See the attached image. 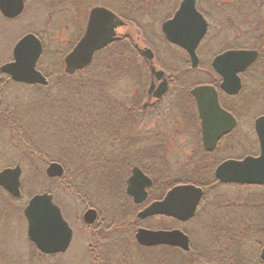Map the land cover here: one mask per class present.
<instances>
[{
  "label": "rangeland",
  "instance_id": "1",
  "mask_svg": "<svg viewBox=\"0 0 264 264\" xmlns=\"http://www.w3.org/2000/svg\"><path fill=\"white\" fill-rule=\"evenodd\" d=\"M217 1L218 0H201L202 10L205 11V14L207 13L206 15L211 25L206 40L200 48L204 60H211L215 51L222 50L224 46L240 41L237 39V32L232 30V27L229 26L226 30L220 23L223 18L226 20L227 18L226 15L221 12L223 7L216 5ZM49 2L50 0L48 2L47 0L46 2H42L41 0H26L24 10L20 16L14 20L2 18L0 14V67L13 60L12 51L18 39L24 34L32 32L43 39L46 47V49H44L45 51H43L45 54L39 59V62H37L39 63V70H42L44 74L48 75L60 69L62 65L59 61L63 58L67 50L72 47L75 41H77L76 39L81 33L85 31L89 11L93 6L99 3V0H83L78 8L75 6L74 8L71 7L69 10H64L61 7L50 9L47 5ZM137 20L144 24V26L149 25L150 31L148 36L145 37L144 34H140V31L133 28L132 35L134 39H136V45L140 43L139 45H141V47H152L150 43L156 42L159 46L158 48H160L158 49L160 59L163 57L165 62L169 64L176 61L174 58L176 55H179V51L165 44L164 35L160 26L163 21L153 23L152 19L148 17H145V19L139 17ZM129 31H131V28ZM117 32L118 34H123L126 30L119 27ZM209 49H212V51L207 54L206 52H208ZM108 55L109 53H107V56ZM124 60L127 63H132V65L135 64V67L137 66V62L132 56H126ZM111 61H113V64L120 62L118 60L116 62V58H113ZM156 62L158 67H160L158 60H156ZM114 70L115 77L108 80L111 81V88L115 90V92H113L115 95L121 96L119 100L122 101L124 95H126L125 91L131 88L135 83H133L134 80L131 79L132 75L121 78V76L117 74L119 72L118 70L121 71V69L114 68ZM137 75H139L138 72L136 73V76ZM194 76L195 79H193L195 83L198 81H205L208 78L206 72L196 73ZM7 78L8 77H6V84H4L6 87V96L4 97L2 106L6 109L18 112L20 106L27 104L28 98L32 96L35 91L32 90V88L24 87V84H18L12 80L8 82L9 78ZM142 78L143 76L138 77L137 82L140 81V79L142 81ZM245 81L244 84L246 86L244 93H242V98L245 99L243 100L250 110V120L249 123H242L239 131H242L241 129L245 131L248 129L250 148H252L251 146H254L257 141V137L254 135L255 130L252 121L254 117L264 113V86L260 85L258 82L254 83L255 78H251V75H245ZM138 84H140V82H138ZM133 87H135V85H133ZM254 93L258 94V97L254 98L256 100H253ZM95 121L101 123L100 121L102 120L95 119ZM98 127L97 133L88 132L94 133L91 137L96 141H99L100 137L106 136V134H103V132L106 131V129H104L105 126L99 124ZM24 128L29 129L30 133H33V141L36 143L34 146L37 151H43L49 157L47 158V162H51V160L57 161L66 167L67 176L69 177L67 184H72V178H74L73 174L78 166L82 165L84 168H86V165L88 167L89 165L90 167L96 166L97 155H99V151L101 150L100 141L89 148V156H86L87 153L84 152L78 144L76 145L72 141L73 136L68 143H66V140H63L64 142L55 145L56 143L54 140L52 139L51 141V138L42 136L39 132V127L35 128L32 122H25ZM93 128L96 129V127ZM109 134L110 133H108V136ZM11 138L10 130L0 128V167L4 165L7 166V164L13 165L19 160V156H24V161L22 159L24 171L21 178L23 196L20 201L13 202L7 199L5 195L6 198H3V203L0 205V264H94L91 258V248H93L98 241L96 236L99 235L98 237H101L102 235H100L98 231L96 232L97 229L88 230V227L85 226L86 224L82 218L85 211V203L82 202L81 198L74 199V197L70 195L71 189L60 185L59 181H57L59 178L54 180L45 176L44 165L47 163L44 158L40 165L42 171L40 175L39 170H35L33 167L31 158L29 161L27 160L28 158H26L28 157L26 156L28 146H26V144L21 146L17 138L13 140ZM84 141L86 143L85 139L83 142ZM148 145L151 151L152 146H150V144ZM67 147H69L71 151L69 153L70 155L66 157L60 155L63 151L67 150ZM106 149L108 151V149H112V147L110 146ZM237 151L241 152L242 149L235 150V152ZM173 153H175V155H172L173 160L177 161L182 159L180 158L181 152L176 150ZM79 155L83 156L79 157ZM221 155L220 151L214 157H219ZM102 167L106 169L103 170ZM99 169L107 172L108 175L100 177L98 174L92 173V177H88L85 180H81L79 177L75 179L81 182V186L79 187L82 195H87L86 193H88L89 206L99 210L106 225L111 226L110 224H112L114 220L119 221L118 224L121 225V227H116L115 233H113L112 236L108 238H106V236L101 237L98 244L102 242L104 250L110 252L114 257L127 255L128 258L130 257V262L128 264H179L178 262L180 259L178 254L176 256H171L168 252L162 254L155 253L154 249L145 251L135 245V241L137 242V240L134 233L138 226L155 229L166 222L170 224L173 223L162 217H152L145 220H139L137 218L135 210L138 208L132 205L131 200L126 198L124 193H122V191L124 192L125 190V184H123L121 180H123L124 175L127 173V163L117 160L109 168L108 164L104 162V165H101ZM112 171L117 172H113L115 173L113 174ZM88 172H90L89 169ZM92 178L95 181H92ZM105 182H110L111 184H102ZM50 184L54 186V198L62 207L65 217L74 230V236L66 252L53 255V257H42L39 250H37V252L33 248V243L28 238L27 220L23 214V208L30 199L29 197L51 188L49 186ZM92 184H94V186H92ZM164 189V184H156L153 195H161ZM262 192L264 193L262 189H248V187L238 184L216 185L215 188H209L207 191V195L205 196L206 200L205 202L203 201L204 203L201 209H199L200 211L196 218L188 222L185 221L182 224L176 223V227L185 229V231H191L193 233V235L191 234V245L194 251L203 254L207 260H213L214 256L218 255V253H215L217 250L215 247L216 244H212V240H216L217 238L214 236L217 229H221L219 230L221 237H227V234L230 235L229 237H232V234L225 232L224 229L234 224L238 226L241 220L231 217H234V213L238 216V213L242 211V203H244V205L247 204L245 200L246 197H260ZM125 213H129L132 217H129V220L127 219L122 223L120 220ZM253 216L257 217L258 213H253ZM244 218L245 217H243V219ZM256 223L258 222L256 221ZM252 225V223H249V226ZM254 232L255 230L252 229L249 234L245 233L243 237H239L243 239V243H245L242 249L253 252L258 250L260 245L259 242L264 239V235ZM124 238L127 243L123 241ZM119 240L124 243L119 244ZM90 244H92L91 247L89 246ZM219 245L220 244H217V246ZM213 250L215 252H212ZM207 251L212 252V255L206 253ZM228 261L229 260H226L223 263ZM212 264H216V262L214 261Z\"/></svg>",
  "mask_w": 264,
  "mask_h": 264
},
{
  "label": "water",
  "instance_id": "2",
  "mask_svg": "<svg viewBox=\"0 0 264 264\" xmlns=\"http://www.w3.org/2000/svg\"><path fill=\"white\" fill-rule=\"evenodd\" d=\"M196 4V0H182L173 17L161 25L166 39L189 53L193 67L199 64L197 48L209 29L208 20ZM24 8L25 0H0V11L9 19L18 17ZM87 19L84 35L64 59L65 72L69 74L88 67L98 51L121 38L117 27L125 25V21L111 9L99 5L91 8ZM43 50L44 45L39 36L32 32L25 34L13 48V60L3 64L0 72L6 73L17 82L47 85V77L37 67ZM142 54L151 62L153 73L159 78L163 77L165 72L157 70L152 49L145 47ZM258 57L259 52L256 49H229L218 54L213 59L212 66L222 78L221 89L230 95L238 94L243 86L240 73L246 71ZM166 89L165 79L155 95H163ZM191 92L198 103L205 147L213 150L219 138L236 126L237 119L220 105L215 86L199 85ZM253 124L259 140V155L223 161L215 167V178L220 182L264 185V114L257 117ZM21 172L19 165L0 172V185L18 198L21 195ZM46 173L49 177H62L64 167L60 162L52 161L47 166ZM151 183L152 180L140 169H134L127 193L134 197L135 203H142L148 197L146 187L151 186ZM167 191L162 199L152 201L138 212V216L145 219L160 215L187 222L196 215V209L204 195L202 187L195 184H178ZM24 214L28 221V238L37 249L47 254L67 251L74 231L50 193L35 194L29 200ZM97 214L95 208H88L83 215L84 221L88 224L94 223ZM135 237L138 244L145 247L167 245L179 247L186 252L191 247L189 235L180 228L154 230L140 227ZM261 257L264 260V246Z\"/></svg>",
  "mask_w": 264,
  "mask_h": 264
},
{
  "label": "flooded vegetation",
  "instance_id": "3",
  "mask_svg": "<svg viewBox=\"0 0 264 264\" xmlns=\"http://www.w3.org/2000/svg\"><path fill=\"white\" fill-rule=\"evenodd\" d=\"M181 1L182 0L179 1V5ZM198 2L199 1L196 0V5L199 8ZM178 7L176 8V10L178 9ZM176 10L173 14H171L172 16L167 18L166 20L172 18ZM1 16L2 18H4L2 14ZM205 16L207 17L206 14ZM208 23L210 30V21ZM207 35L204 37V39L201 41L197 48V55L199 56V64L197 67L192 66L191 57L190 55H188L189 53L180 46H176V44L167 41L165 35L163 36L165 44H168V46H171L179 51V55H176L174 58L176 61L169 64L165 62L163 57L160 59V55L158 53V49H160L158 48L159 46L156 44V42H151L150 44L152 47L149 48H151L154 53V64L157 67V70H164V76L161 78L157 77V75H155L152 69L150 68L151 62L147 59V57L144 56L147 62V69L145 71H138L139 75L136 76L137 70L135 71V73L132 74L131 71L118 70L119 72L117 74L120 75L121 78L125 76L129 77V75H132L131 79L134 80L133 83L135 84L133 85H135V87H133L132 85L131 88L125 91V94L128 96L124 95L122 101L119 100L121 96H118L117 100L102 101L98 103L101 107V110L98 113L103 118L102 122H104V124L113 123L109 125H115V130L113 129L114 131H111V127H104L106 131H104L103 134H106V136H102L99 138L101 150L99 151V155H97L98 158L95 163L97 167H89V171L91 169H96L93 171H102L99 168H101V165H104V162L108 164L109 168L117 160L120 162H126L128 169L127 173L123 177V180H121L122 183L125 184V190L124 192L122 191V193H124L126 198L131 200L132 205L138 208L135 210V213L139 220L152 218L147 217L145 219H142L138 216V212L143 210L152 201L161 199L168 192L166 190V192L161 198H155V196H159L156 194L153 195V190L156 184L161 183L165 186L170 184H210L211 186L209 188H215L216 185L213 184H241L220 182L217 178H215V167H217L219 164H221L227 159H243L247 155L258 156L260 153V148L258 145L259 140L256 135V132L254 135H256L257 137V146H251L254 149L256 148V150L251 151L248 137V129L246 131L243 129H241L242 131H239L241 124L249 123L250 120V110L244 102L245 99L242 98V93H244L245 89V86L243 84L245 83V75L246 73H248L250 68H252V66L249 67L246 71L240 73L243 86L238 94L230 95L223 91L220 87L222 78L220 74H218L213 68L212 62L218 54L223 53L226 50L229 51V48L217 50L213 53L211 60H204L202 58L200 48L205 42ZM139 44L140 43L137 44V47L141 50L143 47H141V45ZM211 51L212 49H209V51L206 53L208 54ZM170 55L173 56L172 54ZM156 60H158L160 67H158ZM76 72H78V70H76ZM201 72H206L208 74V78L210 77L212 78V80H210V82L198 81L195 83L194 75H196V73L199 74ZM75 73L70 75H74ZM140 76H143V78L142 81L141 79L140 81H138L140 82V84H138L137 78ZM6 77L10 78L9 75H5L0 72V112L6 109L2 106L4 97L6 96V87L4 85L6 83ZM165 79L167 80L166 91L161 96L155 95V92L158 89L159 85ZM204 84L215 86L218 91L220 105L226 111L230 112L231 115H234L237 119L236 126L231 131L225 133L219 138L213 150H208L205 147L204 140L202 137V119L200 117L199 107H197L198 103L191 92L193 88ZM260 115L256 116L253 119V123L255 122V119ZM107 121L109 123H107ZM121 124H124V127H122ZM94 133L84 132L72 135L74 137H78V140H82L81 144H83L84 146L83 151L87 153L86 156H89V148L94 144L99 143V141H96L91 137V135ZM108 133H110L109 136ZM84 139L86 140V143L85 141L83 142ZM72 141L75 144V140ZM148 144L152 146L151 151L149 150ZM110 146L112 147V149H108L107 151L106 148ZM238 149H242V151L235 152V150ZM176 150L181 152L180 158H182L177 161L172 159V155H175V153L173 152ZM35 151L37 152V155H35V159L32 160V165L35 170H39L41 175L42 171L40 165L42 164L43 158L42 156H40V151ZM220 151L222 155L219 157H214ZM21 157L24 156L21 155ZM29 159L30 158H28L27 160L29 161ZM46 163L47 164L44 165V174H46L45 176L54 180L58 178H64L67 171L65 166H63L64 175L62 177H49L46 173V169L50 161H46ZM17 165H19L22 169L21 175L19 176V188L21 191V195L18 198L17 196H14L7 189L0 185V205L6 198L5 195L7 196V199L12 200L13 202H18L22 199L21 197L23 196V190L21 188V178L24 171L22 167V161L17 160L16 163L13 165H4L0 167V172L5 168L15 167ZM85 167H87V165ZM102 168L103 170L106 169L105 167ZM137 168L140 169L148 178L152 180V185L146 187L148 197L142 203H135L134 197L127 193V187L130 178L133 174L134 169ZM102 184L111 183L105 182ZM174 185H172L170 188L174 187ZM49 186L51 188L45 189L44 191L38 192L36 194L48 192L53 196V201L57 203L53 193L54 186L53 184H50ZM79 186L81 185L75 183L74 180L72 181V184H68V187L71 189V191H74L75 189L81 194L82 192ZM92 186H94V184H92ZM243 186L248 187V189L254 188L262 189L264 191V185ZM170 188L168 190H170ZM209 188L207 189L209 190ZM207 191L205 189V195L202 200L205 199ZM71 194L74 199L81 198L82 202L85 203V211L88 208H94L92 206H89L88 204V193H86L87 195L83 194L85 195V197L75 196L72 192ZM32 197L29 198L31 199ZM152 197L154 198L152 199ZM29 200L24 205L23 214ZM245 200L247 202V207L246 205H244V203H242V211L239 212L240 214L238 213V216H236L234 213L233 216L236 218L240 217L242 219L243 217H245L246 220L253 224L251 228H253L256 232L260 233L261 235H264V193L262 192V195L260 197H246ZM97 212L98 217L96 221L92 224H88L84 221L83 213L82 218L84 223L86 224L85 226L88 227V230H92L95 228L96 225H98L100 212L99 210H97ZM255 212L258 213L257 217L253 216V213ZM162 218L169 219L165 216H162ZM256 221L258 223H256ZM138 228H140V226H138L136 230ZM89 246L91 247L92 244H90ZM263 246L264 239L261 241L258 250L255 252L247 249H242V246L236 247L237 249H239V251H242L244 253L236 255L235 251V260L232 261L230 264H264V260L261 257ZM218 256L219 255L215 256L216 259L218 258L217 260H214L216 264H220V261H218L220 257ZM240 259L242 260L240 261ZM250 259L252 261H250ZM221 263L223 264L222 260ZM225 264H227V262Z\"/></svg>",
  "mask_w": 264,
  "mask_h": 264
},
{
  "label": "trees",
  "instance_id": "4",
  "mask_svg": "<svg viewBox=\"0 0 264 264\" xmlns=\"http://www.w3.org/2000/svg\"><path fill=\"white\" fill-rule=\"evenodd\" d=\"M41 1L46 2V0ZM48 1L49 0H47V2ZM179 1L180 0H99V3L96 5H102L111 9L121 19H123V21H125V25L121 28L125 29L126 32L120 34L121 39L117 41L114 40V42H112L106 48L99 51L95 55L92 63L88 67H86L85 70H78V72H76L74 75H70L64 72V56L69 52V50L73 48L75 43L82 36V32L81 35L76 39L77 41H75L72 47L67 50V52L63 55V58L59 61L62 67L47 75L49 80L47 85L24 84V87L30 89L32 88V90L35 91V93L28 98V103L20 106L18 112L9 109H4L0 112V128L10 130V134L12 137L11 139L13 140L17 138L20 141L21 146L25 144L26 146H28V149L26 150V156L28 157L26 158H31V160H34L35 155H37V152L35 151L36 147L34 146L36 145V143L33 141V133H30L29 129L24 128L25 122H32L35 128L39 127L40 130H38L41 135L45 136V138H51V141L53 139L56 143L55 145L60 142H64L63 140H66V143H68L69 141H71L72 135L75 134L84 133L86 131L87 133L97 132L99 129V124L105 126V128L112 127L111 131H114L115 125H109L113 123H109L107 121V123L109 124H104V122H102L103 118L98 113L101 110V107L98 103L102 101L117 100L118 96L115 95V90H113L110 86L111 81L108 80L115 77L114 68L131 71V74L136 70L138 72L145 71L147 69L146 58L142 55L140 49L136 45V39H134L132 35V29H137L138 31H140V34L142 33L145 35V37H147L150 31V26H144V24L140 23L137 18L140 17L142 19H145V17H148L149 19H152L153 23L164 21L172 16L171 14H173L178 7ZM198 1L200 10L205 13V11L202 10L203 7L201 4V0ZM218 1L216 5L223 7V9H221V12L225 14L227 18V20L223 18L220 23L226 28V30L229 26L232 27V30H234L238 34L237 39L240 40L238 42H234V44L224 46L223 49H257L260 53V57L258 58L256 63L252 65V68H250L246 75H251V78H255L254 83L258 82L260 85L264 86V0ZM82 2L83 0H50L49 4L47 5L50 7V9L61 7L64 10H69L71 9V7L74 8L75 6H77L78 8L79 5L82 4ZM130 28L131 31H129ZM107 53H109L108 56ZM44 54L45 53H43V55ZM126 56L134 57L135 61L137 62V66L135 67V64L132 65V63H127L124 60ZM111 58H116V62L117 60L120 62L113 64ZM210 80H212V78L209 77L205 80V82H210ZM8 82H11L10 78L8 79ZM244 86L246 85L244 84ZM256 97H258V94L254 93L253 100H256L254 99ZM95 119H100L102 121H100L101 123H98L95 121ZM121 126L124 127V124H121ZM93 127H96V129ZM72 140H75V144H78L81 149L84 148L83 144H81L82 140H78V137L73 136ZM256 144L257 142H255L254 145L257 146ZM253 150L255 151L256 148H251V151ZM70 152L71 151L69 150V147H67V150L63 151L60 155L66 157L70 155ZM40 156H42L45 161H47V158H49L43 151L41 152ZM80 156L83 155H79V157ZM19 157V161H22L23 157ZM89 167L87 166L86 168H84L82 165L77 167L76 171L73 174L74 178H72L75 183H81L75 180L78 177L81 180H85L88 177H92V173H96L100 177L108 175V173L105 171H93L92 169L90 170V172H88ZM68 179L69 177L67 176L66 171V175L64 176V178H59L57 181H59L60 185L68 187ZM92 181L95 180L92 178ZM172 185L174 184L166 185L162 194L157 197L155 196V198H161L166 190H168ZM196 185L202 186L204 189H206V191L208 190L207 188L211 186L210 184ZM71 192L75 196L85 197L84 195H81L82 193L80 194V192L75 189ZM70 195L72 194L70 193ZM205 200L206 199L202 200L199 209H201ZM199 209H197L198 212L200 211ZM123 215L124 216H122L120 220V222L122 223H124V221L127 219L129 220V217H132L129 213H125ZM196 216L194 218H196ZM238 218L239 220H241L238 226L237 224H234L227 229H224L225 232L231 233L232 237H229L230 235L228 234L227 237H221L219 232V230L221 229H217L216 234L214 235L217 238L216 240H212V244H216L215 247L217 249L216 252L214 250L212 252L218 253V257H220L218 261H220V264H222L221 260L223 262L229 260L227 264H230V262L234 261L235 251L238 255L244 253L236 248L238 246H244L245 244L243 243V239H240L239 237H243L245 233L249 234V232L253 228H251L252 226H249V223L251 222L246 220V218ZM167 220H170L169 222H172L173 224L166 222L165 224L156 228H174L176 227V223L182 224V222L176 221V219L174 220V218H169ZM118 223L119 221L114 220L112 224H110L111 226L106 225V222L100 215L98 225H96L94 229H97L96 232L98 231L100 235H102L101 237L106 236V238H108L112 236L113 233H115L116 227H121V225ZM183 230L185 231V229ZM185 232L190 236V238L191 234L193 235L191 231V233L189 231ZM98 236H96L98 238V241L97 243H95V247L93 246V248H91V258L94 264H128L130 262V257L128 258L127 255L114 257L110 252L104 250L102 242L98 244L101 239V237ZM123 241L127 243L125 238L123 239ZM123 241L119 240L118 243H124ZM217 244L220 245L217 246ZM259 244H261V241L259 242ZM32 245L33 248L37 251L38 249H36V246L34 244ZM135 245L145 251H151L152 249H154L155 251H153L155 253L162 254L168 252L171 254V256H176L178 254L180 259L178 262L179 264H212L214 263V259H218H216V257L214 256L213 260H207L203 254L195 252L192 245L190 250H188L187 252L182 250L181 248L167 245L144 247L137 244L136 241ZM212 252L207 251L206 253L212 255ZM41 255L42 257L52 256L43 253H41ZM241 260L242 259H240V261ZM250 261L252 260L250 259Z\"/></svg>",
  "mask_w": 264,
  "mask_h": 264
}]
</instances>
